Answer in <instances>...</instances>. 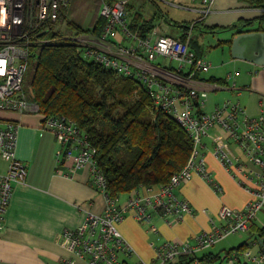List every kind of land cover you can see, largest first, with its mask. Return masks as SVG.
I'll list each match as a JSON object with an SVG mask.
<instances>
[{
    "label": "built area",
    "instance_id": "built-area-1",
    "mask_svg": "<svg viewBox=\"0 0 264 264\" xmlns=\"http://www.w3.org/2000/svg\"><path fill=\"white\" fill-rule=\"evenodd\" d=\"M214 1L203 0L204 5L209 7L202 11L204 15L209 14ZM68 2L0 0V112L14 113L20 117L40 115L41 128L53 133L60 144L57 153L59 163L71 162L73 170L91 165L92 185L105 195L106 208L101 215L88 214L80 227L64 230L62 239L69 250L83 264H130L135 251L118 230V225L127 214L132 213L135 220L143 225L150 224L155 216H159L167 225L183 222L187 216L194 215V210L176 191L179 185L194 176L205 179L216 192L221 193L222 187L211 176L200 151L204 138L216 126L227 133L228 139L238 146L243 155V159L233 158L230 152L217 145L215 154L218 161L241 186L251 192L253 199L243 210L223 206L218 217L211 220L212 229L195 236L193 242H161L155 246L154 256L149 263L139 260L135 264H174L182 255H197L234 233L247 232L258 213L264 209V116L250 118L239 102L232 100L206 113V93L196 78L209 71L210 63L205 58H197L191 52L188 41L182 42L166 35L156 38L155 30L152 34L154 37L147 39L132 35L125 20L127 1L117 2L113 6L103 4L99 15L107 19L108 24L101 38L86 35L74 41L92 48L88 56L105 67L144 81L159 109L170 113L188 132L194 142V150L186 167L173 176L168 185L156 191L148 188L146 194L138 189L126 206H120L119 198L113 199L108 195L104 175L94 160V150L77 125L66 117L42 116L38 105L27 98L24 82L30 47L50 42L47 38L49 26L58 21ZM118 31L126 40L137 41L138 45L127 48L115 44L112 39ZM140 50L148 61L163 58L179 65L165 69L144 68V55ZM127 57L143 71H134L129 63L118 60ZM238 75V72H234L228 78L235 81ZM19 127L16 121L0 117V160L8 163L6 174L0 170V234L5 226L14 185L24 183L27 177L25 165L16 157ZM151 231L159 233L156 226H152ZM193 264L212 263L196 260ZM220 264H264V243L263 247H258L257 254L249 250L241 261L233 256L224 258Z\"/></svg>",
    "mask_w": 264,
    "mask_h": 264
},
{
    "label": "crops",
    "instance_id": "crops-1",
    "mask_svg": "<svg viewBox=\"0 0 264 264\" xmlns=\"http://www.w3.org/2000/svg\"><path fill=\"white\" fill-rule=\"evenodd\" d=\"M139 4L133 12L141 11L146 18L164 17L160 6H169L172 11H168L167 17L171 20L200 26L193 29L191 25L188 41L197 39L199 43L198 48L190 47L191 52L205 58L208 49L200 41L205 34H213L214 38L218 39L216 48L221 50L226 62L239 66L235 67L234 71L239 73L235 79V87L230 86L229 82L225 85L216 82L226 80L229 74H233L232 71L222 68L226 63L224 60L221 63L209 62L210 69L207 74L198 75L196 79L207 97L206 113L213 112L226 100L237 99L248 117L264 116V67L231 58L232 40L240 30L264 31V23L259 20L264 12L252 9L239 0H215L207 15L202 13L209 8L204 5L203 0H145ZM257 20L259 22L254 26L243 27L247 21ZM155 32L156 38L159 35L171 36L159 25H156ZM119 36L122 37L123 34L118 31L112 41L122 45L118 40ZM177 36H181L180 30ZM131 47L136 46L132 44ZM140 53L144 55V68L176 67L174 63L163 58L148 61L142 50ZM118 60L121 63H129L134 71H143L128 57ZM243 70L246 71V76L243 75ZM14 119L16 120H11L20 125L16 157L25 165L27 177L24 183L14 185L5 226L0 234V264H83L82 260L69 250L62 239V233L64 230L80 227L88 214L101 215L106 208V197L92 185L88 165L73 170L71 162H58L60 144L53 134L41 128L40 115H25ZM217 145L230 152L233 158L243 159L238 146L228 139L224 130L216 126L209 132L200 151L204 154L211 176L223 191L216 192L199 176L179 185L176 193L190 203L194 215L187 216L183 222L173 225H167L159 216H155L150 224L143 225L129 213L118 225V230L135 251L134 258L137 261L149 263L154 256L155 246L161 242H193L195 236L212 229L211 220L218 217L223 206L243 210L253 199L251 192L241 186L220 164L215 154ZM2 173L6 174V170ZM151 189L156 191L158 188ZM147 191L148 188H141L142 194ZM133 196L134 192L120 196V206H126ZM152 226L157 227L158 234L151 231Z\"/></svg>",
    "mask_w": 264,
    "mask_h": 264
},
{
    "label": "trees",
    "instance_id": "trees-1",
    "mask_svg": "<svg viewBox=\"0 0 264 264\" xmlns=\"http://www.w3.org/2000/svg\"><path fill=\"white\" fill-rule=\"evenodd\" d=\"M88 1V9L94 7L96 15L84 27L71 20L72 10L78 8L77 3ZM120 1H127L128 31L141 39L150 38L156 29L155 22L163 19L181 31V36L170 37L182 42L188 41L191 25L193 29L200 27L176 22L165 15L146 18L141 11L133 12L140 4L134 6L132 0H69L59 19L68 21L76 38L86 35L101 38L108 20L99 15L100 9L104 3L113 6ZM239 1L252 9L264 10V0ZM259 20L264 23V15ZM57 22L49 26V43L30 47L28 69L34 71L28 85L31 101L38 105L42 116L66 117L87 137L111 198L141 188L168 185L186 167L194 150L186 129L170 113L159 109L144 81L109 69L89 57L87 53L92 48L64 40L55 32ZM252 24L253 21H247L243 27ZM188 42L189 48L199 46L197 39ZM216 82L225 85L227 81ZM24 92L28 89L24 88ZM247 232L251 237L239 248L208 252L202 257L182 255L174 264H193L196 260L220 264L224 258L233 256L241 261L248 249L260 247L262 240L264 243V226L257 225L256 220Z\"/></svg>",
    "mask_w": 264,
    "mask_h": 264
},
{
    "label": "rangeland",
    "instance_id": "rangeland-1",
    "mask_svg": "<svg viewBox=\"0 0 264 264\" xmlns=\"http://www.w3.org/2000/svg\"><path fill=\"white\" fill-rule=\"evenodd\" d=\"M144 1L145 0H132V4H134V6H136L139 3L144 2ZM88 3H89V1L87 3H84V4L77 3L76 7H78V8H74L72 10L71 20H73L74 22H76L78 24L85 25L84 27L87 26L86 24L90 20L92 22L93 19L95 18V15H96V10L93 9L94 7L93 8L91 7L90 10L88 9V6H89ZM145 6L147 7V4H145ZM160 10H162V12L164 13L165 16L169 15L168 11L169 12L172 11L169 8V6H167V5H164V6L161 5ZM147 16H149V14ZM155 24L157 26L159 25L161 27V29L164 30L168 35L177 36L179 34V29L171 26L165 20L156 21ZM54 29H55V32H59L62 35L64 40H77L76 36H75V32L69 26L67 20L65 21V20L59 19V21L55 24ZM122 37L119 36L118 40H119L120 44H122L123 46L131 47L132 44H135L136 46L138 45L137 41H133L132 39L126 40L124 37L123 38ZM200 42H202L203 45L206 47V49H208V50H206V54H205L206 55L205 58L208 62H214V61H216L218 63H221L224 61L226 62V60L224 59V57L221 53V50L216 48V45H218V39H215L213 34H205L203 39L201 38ZM211 47H215V49H211ZM227 55H225V57H227ZM174 64L176 66L179 65L178 62H174ZM235 67H236V65H234V63H232V62L227 63L226 62L222 68L227 69L228 71H232L234 73L236 68H238L239 66H237L236 68ZM230 68H231V70H230ZM242 72H243L244 76L247 75L246 71L243 70ZM33 73H34L33 68H30L27 70L26 77H25V83H24V88L28 89V92H26V95H27V98H29V99H30V91H29L28 85L32 81ZM204 74H207V73H204ZM226 81L229 82L230 86H233V84L235 82L234 78H228V77H227ZM208 101H209V99H208ZM232 101H237V99H232ZM0 117L1 118L7 117V119L10 118V119L16 120L14 118L19 117V115L14 114V113L0 112ZM45 132L51 133L49 131H45ZM51 134H53V133H51ZM53 137L56 138V136L54 134H53ZM6 166H8V163L0 160V169L2 170V172H5V170L7 172ZM88 166H89V168H91L90 164H88ZM256 224L259 226H264V209L258 213L257 219H256ZM250 237H251V235L249 232H242L241 231L238 233H234V234L226 237L224 240L219 242L217 245H215L211 249H206L204 251L199 252L197 254V256L202 257L205 253H208V252L219 253L223 250L239 248L240 246L245 244V242L248 241ZM249 250H253V252L255 254H257L258 247L254 245L250 249H248L247 251H249ZM136 262H137V260L134 257L132 259H130V264H135Z\"/></svg>",
    "mask_w": 264,
    "mask_h": 264
},
{
    "label": "water",
    "instance_id": "water-1",
    "mask_svg": "<svg viewBox=\"0 0 264 264\" xmlns=\"http://www.w3.org/2000/svg\"><path fill=\"white\" fill-rule=\"evenodd\" d=\"M255 23L256 21H253L248 28L254 26ZM231 58L242 59L258 67H264V31L240 30L232 40ZM260 244L263 247L262 241Z\"/></svg>",
    "mask_w": 264,
    "mask_h": 264
}]
</instances>
